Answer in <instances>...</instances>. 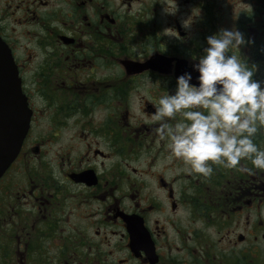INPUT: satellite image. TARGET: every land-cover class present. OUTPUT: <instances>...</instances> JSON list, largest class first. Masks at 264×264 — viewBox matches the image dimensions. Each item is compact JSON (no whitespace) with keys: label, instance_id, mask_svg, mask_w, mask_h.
Masks as SVG:
<instances>
[{"label":"flooded vegetation","instance_id":"af4514ba","mask_svg":"<svg viewBox=\"0 0 264 264\" xmlns=\"http://www.w3.org/2000/svg\"><path fill=\"white\" fill-rule=\"evenodd\" d=\"M222 28L264 87V0H0L29 109L0 176V264H264V170L193 173L153 119Z\"/></svg>","mask_w":264,"mask_h":264},{"label":"clouds","instance_id":"9594fccd","mask_svg":"<svg viewBox=\"0 0 264 264\" xmlns=\"http://www.w3.org/2000/svg\"><path fill=\"white\" fill-rule=\"evenodd\" d=\"M191 22L189 17L182 26ZM246 42L251 43L235 28L206 37L207 47L192 65L197 83L185 72L176 77L175 91L156 102L157 133L167 140L169 154L193 173L208 177L213 165L236 168L241 160L264 170V150L253 142L258 127L264 128V87L239 54Z\"/></svg>","mask_w":264,"mask_h":264},{"label":"water","instance_id":"95a60500","mask_svg":"<svg viewBox=\"0 0 264 264\" xmlns=\"http://www.w3.org/2000/svg\"><path fill=\"white\" fill-rule=\"evenodd\" d=\"M28 123L29 109L12 57L0 39V175L17 155Z\"/></svg>","mask_w":264,"mask_h":264},{"label":"rangeland","instance_id":"374dc122","mask_svg":"<svg viewBox=\"0 0 264 264\" xmlns=\"http://www.w3.org/2000/svg\"><path fill=\"white\" fill-rule=\"evenodd\" d=\"M240 7H242V5H240V6H236L235 8H236V10H237V9L240 8ZM184 20H186V19H184ZM184 20H182V22H183ZM223 20H225V19H223ZM225 22L227 23L228 20H225Z\"/></svg>","mask_w":264,"mask_h":264}]
</instances>
